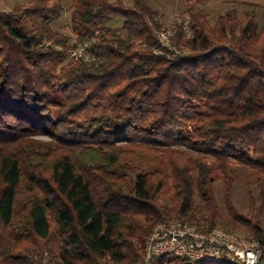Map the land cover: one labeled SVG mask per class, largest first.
<instances>
[{
  "label": "trees",
  "instance_id": "obj_1",
  "mask_svg": "<svg viewBox=\"0 0 264 264\" xmlns=\"http://www.w3.org/2000/svg\"><path fill=\"white\" fill-rule=\"evenodd\" d=\"M69 4L70 34L51 26L62 0L0 9V264H145L156 223L217 224L218 180L229 212L264 246V22L255 9L211 23L189 4L191 35L185 19L175 22L180 52L169 56L157 51L164 23L147 0ZM84 41L91 59L70 58ZM241 165L257 188L246 217L231 200ZM148 264L244 263L162 255Z\"/></svg>",
  "mask_w": 264,
  "mask_h": 264
},
{
  "label": "built area",
  "instance_id": "obj_2",
  "mask_svg": "<svg viewBox=\"0 0 264 264\" xmlns=\"http://www.w3.org/2000/svg\"><path fill=\"white\" fill-rule=\"evenodd\" d=\"M184 29L190 36L191 30L187 21ZM172 35V28H162L157 32L159 53L174 56L180 52L172 43ZM72 54L77 58L91 59L87 42L78 44ZM263 251L264 248L257 238L237 235L219 225L203 229L187 220L172 218L162 220L153 226L145 242L143 262L148 264L157 256L174 255L195 262L228 258L244 264H259Z\"/></svg>",
  "mask_w": 264,
  "mask_h": 264
},
{
  "label": "rangeland",
  "instance_id": "obj_3",
  "mask_svg": "<svg viewBox=\"0 0 264 264\" xmlns=\"http://www.w3.org/2000/svg\"><path fill=\"white\" fill-rule=\"evenodd\" d=\"M26 0H0V9L9 10L14 5L22 3ZM127 6L133 5V0H122ZM148 3L157 11L158 18L164 23L163 28H172L175 22L187 21V7L189 4H193L194 7L202 12L207 13L208 19L211 23L215 21L219 14L224 13L229 9H236L240 15L246 10L254 8L256 11V23L261 26L264 22V0H147ZM63 12L56 18L51 26L53 29L58 30L64 34L71 33L70 19H71V7L69 0H62ZM111 27H120L122 25V19H113L109 22ZM84 41L83 43H85ZM69 50V57L78 59L73 56L74 49ZM88 45V44H87ZM72 52V53H71ZM138 165V163H136ZM142 164L141 167H144ZM150 167V166H148ZM254 173L248 167L241 165L236 167V171L233 176V186L231 193L232 205L238 215L249 216L251 211L250 198L257 194V188L253 182ZM215 196L219 204V218L216 225H219L229 231L234 232L237 235L247 238H254L251 228L245 221L237 219L228 210L223 197V182L218 180L215 182ZM261 227L264 229V212L260 221ZM264 248V246L262 245ZM144 263V262H143ZM260 264H264V255Z\"/></svg>",
  "mask_w": 264,
  "mask_h": 264
}]
</instances>
